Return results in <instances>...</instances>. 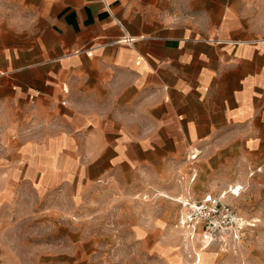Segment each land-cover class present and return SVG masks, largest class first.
Instances as JSON below:
<instances>
[{"label": "crops", "instance_id": "1", "mask_svg": "<svg viewBox=\"0 0 264 264\" xmlns=\"http://www.w3.org/2000/svg\"><path fill=\"white\" fill-rule=\"evenodd\" d=\"M30 5L44 17L34 34L0 29V111L32 107L48 119L69 110L59 107L62 86L87 88L104 108L73 105L74 128L107 136L103 149H113L116 162L137 167L144 152L215 150L219 159L231 151L232 162L252 172L248 181L264 187V0H194L211 16L202 31L164 20L166 0ZM117 102L118 120L108 123ZM75 143L59 131L21 144L25 178H46L52 163L68 176L56 155Z\"/></svg>", "mask_w": 264, "mask_h": 264}, {"label": "rangeland", "instance_id": "2", "mask_svg": "<svg viewBox=\"0 0 264 264\" xmlns=\"http://www.w3.org/2000/svg\"><path fill=\"white\" fill-rule=\"evenodd\" d=\"M29 1L14 0L24 8ZM0 29L9 30L3 22ZM62 93L66 104L59 107L68 112L48 119L32 107L0 111V264H192L196 254L195 264H264V187L248 181L252 172L236 166L231 151L219 159L215 150L144 152L137 167H127L103 149L107 136L89 129L78 136L74 128L72 106L103 109V99L66 84ZM122 108L112 104L108 123ZM59 131L76 140L56 155L68 176L55 174L52 163L46 178L29 182L18 147ZM190 153L198 154L192 165ZM207 194L224 195L222 202L250 224L238 243L223 235L205 245L201 225L192 232L181 224L188 213L182 204Z\"/></svg>", "mask_w": 264, "mask_h": 264}, {"label": "built area", "instance_id": "3", "mask_svg": "<svg viewBox=\"0 0 264 264\" xmlns=\"http://www.w3.org/2000/svg\"><path fill=\"white\" fill-rule=\"evenodd\" d=\"M117 42L131 44L133 39L122 38ZM197 157V153H190L189 156H186V161L192 164ZM195 177L196 175L191 171V175L188 177L189 182L192 183ZM222 198V195L207 194L200 201H186L182 204L183 207L187 208L188 213L181 224H186L192 232L196 230L198 225H201L203 227L202 242L205 245L214 240H223V235H228L230 242L236 244L241 240L245 227L250 226L230 206L224 204ZM195 256V261L192 264L197 263L198 255Z\"/></svg>", "mask_w": 264, "mask_h": 264}, {"label": "clouds", "instance_id": "4", "mask_svg": "<svg viewBox=\"0 0 264 264\" xmlns=\"http://www.w3.org/2000/svg\"><path fill=\"white\" fill-rule=\"evenodd\" d=\"M161 15L176 28H183L187 22H191L202 31L211 23L210 14L203 9L197 11L194 0H166ZM42 19L44 17L34 5L24 8L14 0H0V22L5 23L16 35L34 34Z\"/></svg>", "mask_w": 264, "mask_h": 264}, {"label": "bare ground", "instance_id": "5", "mask_svg": "<svg viewBox=\"0 0 264 264\" xmlns=\"http://www.w3.org/2000/svg\"><path fill=\"white\" fill-rule=\"evenodd\" d=\"M222 197H224V195H222Z\"/></svg>", "mask_w": 264, "mask_h": 264}]
</instances>
